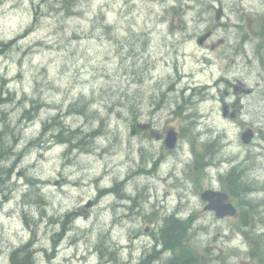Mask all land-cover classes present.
<instances>
[{
	"label": "rangeland",
	"instance_id": "rangeland-1",
	"mask_svg": "<svg viewBox=\"0 0 264 264\" xmlns=\"http://www.w3.org/2000/svg\"><path fill=\"white\" fill-rule=\"evenodd\" d=\"M77 4L0 0V130L19 133L10 137L19 153L0 161L8 172L0 175V264L32 241L36 264H139L153 257V233L173 214L188 220L183 240L200 264L246 260L237 249L251 228L205 211L201 193L220 188V173L239 166L254 185L248 199L256 208L247 216H264V120L257 118L264 107L257 94L238 98L221 85L224 68L235 64L233 76L263 87L251 61L263 51L264 0ZM207 31L213 36L201 46ZM83 101L86 110L69 109ZM223 101L238 105V121L223 115ZM173 113L193 116L190 125ZM54 117L79 131L74 142L61 144L54 127L32 143ZM245 127L260 130L249 147L240 140ZM152 128L177 130L176 148L168 150ZM198 158L205 164L196 170ZM115 187L120 194L104 192Z\"/></svg>",
	"mask_w": 264,
	"mask_h": 264
},
{
	"label": "trees",
	"instance_id": "trees-1",
	"mask_svg": "<svg viewBox=\"0 0 264 264\" xmlns=\"http://www.w3.org/2000/svg\"><path fill=\"white\" fill-rule=\"evenodd\" d=\"M79 0H64V5H67L68 2H71L73 5V8L76 7ZM40 7L38 6L35 9V18L36 22L38 21L37 16L40 12ZM41 13V12H40ZM35 24V23H34ZM33 24V25H34ZM30 27L29 30L33 28ZM6 46V45H5ZM1 104V102H0ZM83 102H78L75 105L71 106V109H85L83 106ZM36 109V108H35ZM38 108L33 112L30 113L28 117H26L29 121H33L37 115ZM1 126V123H0ZM54 127L58 128V133L56 135H53L54 138H57V140L60 143L64 144H71L74 140L73 137L77 133L76 131H67L62 122L59 120L58 117H54L52 121L45 122L43 125V130L41 132L40 137L36 140V143H40L44 136L47 135V133ZM7 129H11L10 125L6 126ZM7 129H1L0 130V154L6 153V152H12L15 148V143L10 142L12 137L14 141H17L19 133H14V136H10L8 134ZM12 130V129H11ZM79 132V131H78ZM64 134L69 135L70 138H65ZM3 142V143H2ZM3 146V147H2ZM2 147V148H1ZM14 152V151H13ZM1 161V159H0ZM9 171V170H8ZM0 175H5L8 177L7 170L5 171L3 169V164H0ZM37 180H30V183H34ZM39 182V181H38ZM5 183V180L0 178V192L2 191V187ZM182 223V222H181ZM178 220L172 218L169 220H166L165 226L162 229V237L163 241L166 244V248L170 251H174V259L170 261L169 263L165 264H200V262L197 260L196 254L189 248L185 240L182 239V235L184 234L183 230V224H181ZM33 246V243L30 242L27 245L22 246L21 248L15 250L12 252L10 256V263L11 264H36V251L31 248ZM29 248V249H28ZM22 255V256H21ZM32 258V259H31ZM34 261V262H33ZM142 264H150L145 263L143 261Z\"/></svg>",
	"mask_w": 264,
	"mask_h": 264
},
{
	"label": "flooded vegetation",
	"instance_id": "flooded-vegetation-1",
	"mask_svg": "<svg viewBox=\"0 0 264 264\" xmlns=\"http://www.w3.org/2000/svg\"><path fill=\"white\" fill-rule=\"evenodd\" d=\"M257 61H258V67H256V74L258 77H262L264 79V57H256ZM257 63V62H256ZM232 67V70L230 69V67H226L224 68L226 72L229 73V75L232 74L231 79L229 78V75H225L223 79H221V85L225 83L226 89H233L234 92L236 94H239L238 97L241 98V96L244 95H255L257 94L259 97V102H260V106L264 107V83H263V87L259 88L258 86H256L255 88L252 89H248L246 84L242 81V79L237 78L236 76H233L234 72L233 69L235 66V64ZM237 69V67H236ZM226 93H228L226 91ZM230 107H233V109L236 111L237 115L239 112V109L236 108V103H233L231 105H229ZM240 118V115L238 117V119ZM257 118L260 121L264 120V113H259L257 115ZM255 128V127H254ZM255 133H256V139H255V143L257 142V140L259 139V133L260 130L258 129H254ZM219 190H223V187L220 186ZM238 206V210H239V214L236 217L237 220L241 223V224H247L249 225L251 223L252 219H259L260 223L264 225V216H257V217H245L244 215H242V207ZM248 220V221H246ZM238 249L244 254L246 255V260H241L239 264H250V262H253L255 259L253 258L252 253H254L256 249H259L262 253H264V229H262L261 227H257L255 229V231L251 232V234H245L243 233V240L240 242V244L238 245Z\"/></svg>",
	"mask_w": 264,
	"mask_h": 264
},
{
	"label": "water",
	"instance_id": "water-1",
	"mask_svg": "<svg viewBox=\"0 0 264 264\" xmlns=\"http://www.w3.org/2000/svg\"><path fill=\"white\" fill-rule=\"evenodd\" d=\"M264 30V26H263ZM210 36V33H207L203 37L200 38L199 43L203 44V42ZM264 40V35H263ZM252 139V133L249 131L243 135V140L248 143ZM177 141V133L174 131L169 132L168 138L166 139V144L169 148H174ZM205 201H209L210 204L207 206V209L215 210L219 217H224L227 215H235L236 209L235 207L227 203V196L222 193H215L211 191H207L202 195ZM217 197V198H216Z\"/></svg>",
	"mask_w": 264,
	"mask_h": 264
},
{
	"label": "bare ground",
	"instance_id": "bare-ground-1",
	"mask_svg": "<svg viewBox=\"0 0 264 264\" xmlns=\"http://www.w3.org/2000/svg\"><path fill=\"white\" fill-rule=\"evenodd\" d=\"M201 95V93H198V94H196V98H198V96H200ZM202 96V95H201ZM160 100H161V98H160ZM37 109V108H36ZM35 109V110H36ZM85 110H86V108H85ZM3 143V142H2ZM61 144H64V143H61ZM3 147V146H2ZM1 147V148H2ZM77 149V148H76ZM19 153V152H18ZM18 153H15V152H6V153H3V154H0V159H1V162H3V160H5V159H7V156H10V155H14V154H18ZM4 169V168H3ZM36 182V181H35ZM1 185V184H0ZM68 223V222H67ZM69 223L72 225V223H73V217H71L70 219H69ZM70 224H69V226H70ZM185 235V231H184V234L181 236L182 237V239H184L186 236H184ZM26 245V244H25ZM29 249V248H28ZM22 256V255H21ZM32 259V258H31ZM34 262V261H33Z\"/></svg>",
	"mask_w": 264,
	"mask_h": 264
}]
</instances>
